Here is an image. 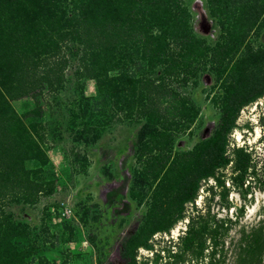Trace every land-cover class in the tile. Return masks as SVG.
I'll return each instance as SVG.
<instances>
[{
    "label": "rangeland",
    "instance_id": "1",
    "mask_svg": "<svg viewBox=\"0 0 264 264\" xmlns=\"http://www.w3.org/2000/svg\"><path fill=\"white\" fill-rule=\"evenodd\" d=\"M151 1L132 0L133 6L143 5L128 11L150 12L155 6L171 19V28L175 24L174 30L189 27L204 43L198 56L181 58L192 71L185 83L168 78L178 96L162 100L172 104L181 99L187 109L173 108L166 116H154L146 127V117L136 111L127 114L137 104L132 107L107 91L101 93L97 80L79 69L82 45L76 39L61 50L69 58L62 85L44 83L37 95L10 97L21 126L39 143L37 157L25 165L33 170V179L47 186L33 202L4 203L11 218L23 225L25 236L13 242L19 251L29 253L26 264L175 263L173 255L185 248V241L178 237L190 222L206 232L196 238L203 246L195 242L178 264H264V92L235 107L238 112L227 134L230 157L235 160V149L243 147L250 159L243 184H235L234 175L240 171L231 163L216 178L202 179L195 199L183 202L186 185L200 169L189 168L196 161L187 160L186 153H197L219 128L227 107L264 82L263 58L243 62L253 51L264 50V8L253 19L251 15L258 11L246 10L254 7L249 0ZM67 2L66 14H74L75 4ZM175 3L180 9L164 11ZM87 13L93 16L99 11L94 8ZM182 13H189L188 22H181ZM147 24L143 20L144 29ZM155 25L154 30L160 27ZM234 41H242L235 52L230 45ZM124 46L119 43V56L131 53L128 47L121 49ZM139 48L134 57L144 69L138 75L158 77L162 66H151ZM221 48L218 58L224 60L216 65L210 53ZM115 65L114 72L121 64ZM182 115L193 118L185 123ZM169 121L178 126L154 140ZM174 220L170 233L151 234ZM145 238L149 249L138 244Z\"/></svg>",
    "mask_w": 264,
    "mask_h": 264
},
{
    "label": "trees",
    "instance_id": "2",
    "mask_svg": "<svg viewBox=\"0 0 264 264\" xmlns=\"http://www.w3.org/2000/svg\"><path fill=\"white\" fill-rule=\"evenodd\" d=\"M66 1L0 0V264H26L25 259L29 256L26 250L19 251L13 242L14 238L25 236L23 225L11 218L3 208L4 203L12 199L33 202L40 193L47 190L46 184L33 179V170L25 165L26 160L37 157V151L40 152L39 143L30 137L27 127L21 126L20 118L10 104V97L37 95L44 83L52 87L62 85L69 58L63 55L61 50L70 40L76 39L82 45L79 69L82 72H89L90 76L97 80L101 93L107 91L108 96L123 100V104L132 107L137 104L136 109L128 111L127 114L131 116L136 111L141 117H146L147 127L151 125L149 123L154 116H166L173 108L176 110L188 108L181 99L180 102L172 104L162 102L167 96H178L174 93L168 78H174L171 81L181 80L179 82L185 83L192 71L189 69L190 64L181 62V58L186 60L189 56H198L197 50L205 48L204 43L196 38L189 27H184L181 31L174 30L173 27L177 26L175 24L171 28V19L166 14L158 13L155 6L150 12L141 9L143 13H131L128 8H141L143 3L133 6L132 0H69L75 4L72 12L74 14H66L68 13ZM249 1L250 3L253 1L254 7L252 10L249 8L246 10L248 9L250 13L258 11L251 15V18L256 19L264 8V0ZM177 7L180 9V5L175 3L164 11L172 12ZM94 8L99 13H94L93 16L87 13ZM10 9L17 10L13 12ZM149 13H152V16ZM168 14L171 18H176L173 17L174 13ZM182 14L184 19L181 22H188L189 13ZM143 20L148 23L146 29L143 28ZM153 21L155 23L152 24ZM155 24L160 26L157 31L153 29ZM251 26L249 23V29ZM242 41H234L232 44L230 42L235 49L233 52L240 47ZM119 43L125 45L121 49L128 47L131 53L126 55L122 52L123 55L119 56L121 54V51L117 50ZM138 45L143 50L142 56L147 57L151 66L156 64L162 66L158 77L147 73L138 75V71L144 69L139 58L134 57ZM222 51L223 48L213 49L210 53L211 60L216 65L224 60L218 58ZM257 53L253 51L243 62L251 63L255 57L264 59V50L260 49ZM115 64H121L116 72L113 71ZM259 86L251 87V92L245 94L239 103L227 107L219 128L200 145L197 153H186L187 160L192 158L196 161V164L192 162L189 168L194 169L197 165L200 169L199 174L186 185L183 202L195 199L202 179L216 178V174L222 173L231 163H235L233 167L235 171H240L234 175L235 184H243L250 159L247 158L248 154L243 152L244 148L238 147L235 149L233 160L227 153L226 139L234 125V113L238 112L235 107H240L243 100L249 102L261 96L264 92V82ZM182 118L181 120L186 123L193 117L182 115ZM168 124L163 131L156 133L154 140L158 135L166 136V130L176 123L169 121ZM169 135H172V132ZM175 222L176 220L151 234L159 231L170 233ZM205 233L190 222L188 228L178 237L185 241V248L173 255L177 258L175 263L167 264H178L185 260L184 256L197 242L196 238L203 237ZM147 239L138 244L149 249ZM197 243L199 247L203 246L201 241ZM192 252L195 253V250ZM201 254L202 251L197 253ZM132 260L135 262V257Z\"/></svg>",
    "mask_w": 264,
    "mask_h": 264
},
{
    "label": "bare ground",
    "instance_id": "3",
    "mask_svg": "<svg viewBox=\"0 0 264 264\" xmlns=\"http://www.w3.org/2000/svg\"><path fill=\"white\" fill-rule=\"evenodd\" d=\"M175 231V233H176V230H174Z\"/></svg>",
    "mask_w": 264,
    "mask_h": 264
}]
</instances>
